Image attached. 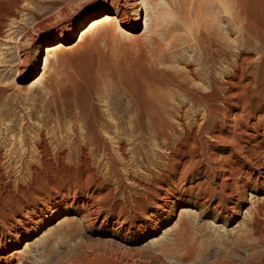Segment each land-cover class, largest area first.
<instances>
[{
  "label": "rangeland",
  "instance_id": "obj_1",
  "mask_svg": "<svg viewBox=\"0 0 264 264\" xmlns=\"http://www.w3.org/2000/svg\"><path fill=\"white\" fill-rule=\"evenodd\" d=\"M111 2L0 0V215L38 216L7 252L48 264H264V179L229 198L220 188L221 169L240 163L235 125L264 116V0H144L117 15L131 36L108 24L78 41L117 11ZM226 4L250 11V33L227 23ZM198 8L213 20L212 55L191 46ZM59 41L67 48L43 69ZM194 91L213 95L211 107Z\"/></svg>",
  "mask_w": 264,
  "mask_h": 264
},
{
  "label": "bare ground",
  "instance_id": "obj_2",
  "mask_svg": "<svg viewBox=\"0 0 264 264\" xmlns=\"http://www.w3.org/2000/svg\"><path fill=\"white\" fill-rule=\"evenodd\" d=\"M234 1L238 4L240 8H242L241 0ZM111 3H114L116 5L117 11L113 13L103 14L102 16L91 20L89 27L82 32L78 41H80L90 29L108 24L112 26L113 31L115 33L117 32L118 34L127 36L132 35L130 30L122 26V23L117 15H125L126 11H124V9L132 10L138 7L139 5L144 4V0H112ZM204 6L205 5H203V7ZM223 7L225 9L224 12L227 15V23H229L230 25H237L238 30H241V32L245 31L246 33H250V30L247 29L248 25L252 24V20L250 19V11H228V4L223 5ZM200 9L195 13L197 29L199 30L196 31V33L194 32L191 34V40L193 41V44L191 46L195 47L198 51H202L204 54L208 53L212 55L213 52H217L216 49H212V47L210 46V38L213 36V34L210 32L213 20L212 18L207 19L205 16V11H202ZM137 22L139 23V21ZM214 36L216 37L217 34L215 33ZM66 48L67 47L62 41L48 45L45 50L47 56L46 58H44L43 69H45L48 64V56L53 54H62ZM38 80L39 78L35 80L34 83L38 82ZM192 94L194 102L203 104L206 103L211 107L213 103V95L196 91L192 92ZM146 117L147 119H150V123L152 125H163V120L159 117H152V115H146ZM263 117H256L255 122L251 124H248L246 120L243 119V123L245 124H238L234 127L231 141L234 148L231 150L234 156H238L240 163L237 164V162L232 161L231 163L227 164V167H223L221 169V171H223L220 177V179L222 180L220 183L221 194L227 198H229L234 193V189H240L243 191L244 189L248 188L250 184H263V180H260L264 179ZM246 143L249 147H246L244 145ZM244 165H250L255 167L258 170V175L253 176V173L251 171H249L248 169H243L242 166ZM224 172H226L227 174H225ZM193 189L194 188L191 187L185 188L183 190V193H185V195H188L186 193L188 191H193ZM211 190V192L204 190L202 193L198 192L196 194V197L200 199V201H202L201 204L204 205L206 202H209L211 200V196L214 191L213 189ZM183 193L173 195L169 198L164 197L162 199L163 203L160 206L162 210L159 214L156 215L163 217L166 208L175 204L176 201L180 199L181 195H183ZM215 199L216 203L212 205V210L217 211V213H221L220 211H222V200L220 193L216 195ZM75 205L78 206V208L82 209L85 214L84 216L87 217V213L90 211L88 202L84 200L76 201ZM52 207L53 208H51L50 210L55 209L54 205ZM90 208H92V206ZM226 208L232 210V207ZM6 216H9L10 219H7ZM21 216L25 218L18 219L17 216H14V212L12 210H10L8 214H4L3 216L0 215V223L2 224V227L6 229V232L2 233L3 230L0 228V264H48L45 260L41 263H35L34 261H32V259L28 257V253H30L29 249H22L20 251L12 250L11 252H7L9 246H11V248L15 247L17 243L21 242L24 237L27 236L29 230L32 228L34 223H36V217H38H33V214L27 216L25 215V213H22ZM149 223L156 224L157 222L153 221L152 219H149ZM133 226L136 228L143 229L146 228L147 223L142 222L139 224H134ZM59 264H78V262L75 260L64 258Z\"/></svg>",
  "mask_w": 264,
  "mask_h": 264
}]
</instances>
